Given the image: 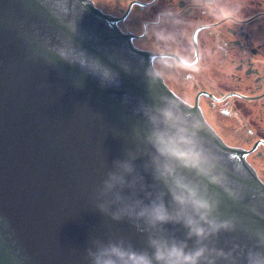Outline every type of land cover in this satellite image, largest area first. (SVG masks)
<instances>
[{
    "label": "water",
    "instance_id": "95a60500",
    "mask_svg": "<svg viewBox=\"0 0 264 264\" xmlns=\"http://www.w3.org/2000/svg\"><path fill=\"white\" fill-rule=\"evenodd\" d=\"M66 7L0 0V264H88L85 249L94 239L123 237L146 247V234L101 213L92 193L114 160L137 149L133 129L142 116L133 109L150 102L144 57L157 56L130 49V30L118 33L110 24L120 15L102 14L87 0H67ZM105 69L118 85L103 81ZM151 90L171 94L162 80ZM190 105L199 112L194 97ZM207 129L214 149L237 166L233 179L246 185L240 203L221 193L222 215L237 223L217 238L226 250L234 243L237 264H244L253 244L248 230L264 228L250 203L264 181L238 160L241 150L224 147ZM145 159L133 161L138 170ZM145 179L152 182L150 174ZM257 207L264 212V198ZM165 227L184 238L182 226Z\"/></svg>",
    "mask_w": 264,
    "mask_h": 264
},
{
    "label": "clouds",
    "instance_id": "9594fccd",
    "mask_svg": "<svg viewBox=\"0 0 264 264\" xmlns=\"http://www.w3.org/2000/svg\"><path fill=\"white\" fill-rule=\"evenodd\" d=\"M66 2L57 0V6L65 12ZM186 2L192 13L205 18L204 23L213 29L243 21L244 0ZM182 12L180 8L162 9L148 22L149 36L170 40L177 26L184 23ZM60 57L68 59L63 51ZM145 75L150 102L133 109L142 116L141 124L133 129L137 149L128 151L127 158L113 161L92 199L101 213L115 221L126 220L145 233L146 247L137 248L123 237L107 242L94 239L85 249L88 264H237L235 244L226 250L217 246V238L221 232L234 231L237 223L235 216L222 215L221 193L234 203H240L248 194L246 185L233 179L239 175L238 168L214 149L201 114L187 100L165 91L152 92L151 85L163 77L154 70L151 57ZM102 79L109 84L119 83L107 69ZM127 100L125 96L124 102ZM139 156L146 157L142 171L133 163ZM145 173L150 174L151 183L146 182ZM250 195L254 201L250 202L252 211L264 217L257 207L264 192ZM169 224L182 226L186 230L184 238L165 227ZM248 231L253 244L244 252V264H264V228ZM189 240L193 241L191 246Z\"/></svg>",
    "mask_w": 264,
    "mask_h": 264
},
{
    "label": "flooded vegetation",
    "instance_id": "af4514ba",
    "mask_svg": "<svg viewBox=\"0 0 264 264\" xmlns=\"http://www.w3.org/2000/svg\"><path fill=\"white\" fill-rule=\"evenodd\" d=\"M253 0H249L250 5H246L242 11L243 21L239 25H229L227 23L220 24L217 29H213L212 25L204 23L205 18L201 17L198 13L193 14L192 10L187 7L186 0H129L128 3H132L130 12L134 5L145 9L146 21L144 23V29L147 32L150 42L149 51L160 54L158 62L166 63L169 66L179 65L182 68H195L204 64L208 65H226L225 70H231L230 67L235 65V70H241L242 64L238 56H244L246 68L243 70V75L236 76L235 73H231L230 76L235 80L243 81V89L236 86H232L230 89L227 86L217 85L213 88H202L195 84L196 90L193 92L195 96L201 100L202 98L208 101V105L212 108L222 104L225 100L240 99L239 94H246V109H252L260 105L262 108L256 109L260 112V109L264 108V4L253 3ZM105 4V3H100ZM127 7V6H126ZM164 8H180L183 9L182 15L184 16V23L177 26L175 33H180L181 41L183 45L190 51L188 58H184L176 49L169 51L164 49L163 46L167 45L168 41H161L158 37L153 38L149 36L148 22L155 17ZM103 10V9H102ZM129 12V14H130ZM128 14V15H129ZM245 24L246 30L242 29V25ZM209 31L211 36L207 35ZM242 36L243 45H240L238 37ZM155 41V42H153ZM157 43L158 50L152 48V45ZM239 45L243 48L241 50L235 45ZM221 46L223 51L220 56H216L212 53L217 47ZM201 49H207L210 52L209 58H203ZM229 53V55H227ZM231 65V66H230ZM181 68V69H182ZM198 73L199 81L209 80L207 87L211 86V82L214 80L213 69L208 68L206 71H196ZM183 73V72H182ZM167 74V73H166ZM186 76V74H185ZM211 76V78H210ZM223 94H231V96L223 98ZM204 104V102H203ZM206 118L212 126H217V118H222L227 114H224V110L214 111V114L210 112L209 108H206ZM262 112V111H261ZM215 114L217 116H215ZM223 117V118H224ZM246 120L250 121V124L246 122V143L250 142L248 147V156L255 155L256 158H263L264 155V117L263 113H257L255 116H251L249 111H246ZM257 169L260 174V169Z\"/></svg>",
    "mask_w": 264,
    "mask_h": 264
},
{
    "label": "rangeland",
    "instance_id": "374dc122",
    "mask_svg": "<svg viewBox=\"0 0 264 264\" xmlns=\"http://www.w3.org/2000/svg\"><path fill=\"white\" fill-rule=\"evenodd\" d=\"M93 1V2H92ZM129 0H91L92 6L99 7L103 9L105 12H108L112 16H118L122 17L121 20H118L116 24L118 25L119 31L120 32H125L130 30V32L135 33L137 36L133 40V44L140 49L147 50L150 48V42L148 39V35L146 30L143 28L144 23L147 20L146 19V12L145 9L140 8L137 5H134L130 14L127 16H121V14H118V12L122 11L125 8V5L127 4ZM253 3H262L264 4V0H253ZM100 3H105V4H100ZM246 5L252 6L250 4L249 0H246ZM119 17V18H120ZM143 26V27H142ZM243 30H246L245 24L242 26ZM207 32L208 36H211L212 33L209 31L205 30ZM131 44H132V37H131ZM238 40L240 41V45H243V38L242 36L238 37ZM152 41V40H151ZM155 42V41H153ZM158 48L157 43H154L152 45V48ZM164 49L173 51V49H176L184 58H188L190 55V51L188 49V46H184L182 41H181V35L180 33H175L173 38L167 43V45L163 46ZM234 47H238L241 50L243 48L239 45H235ZM203 53V58L208 59L210 52L207 49H201ZM223 49L221 46L217 47L215 50H212V53L215 54L216 56H220L222 54ZM176 54H179L175 52ZM229 55V53H227ZM239 59L241 60L242 64V69L241 70H235V65L231 66V70H225L226 65H208L204 64L200 67H195V68H182L179 65H173L169 66L166 63L165 65L163 62H158L155 64V68H157L158 71H160V74L164 77L165 82L173 88L174 92H176L181 99L187 100L191 104L193 103V97L195 99V95L193 92L196 90L195 84L199 85L202 88H213L217 85L221 86H227L229 89L232 86H236L240 89H243V81L239 82L235 80L234 78L238 76H242L243 70L246 68L245 60L243 59L244 56H238ZM182 68V69H181ZM213 69V77L214 80L211 82V86L207 87V84L209 80H204L202 82L199 81L198 78V73L196 72L198 69L199 71H206L207 69ZM167 73L166 74H164ZM183 72V73H182ZM231 73H235L236 76L232 78ZM186 74V76H185ZM211 78V76H210ZM246 95V94H244ZM206 105V108L210 109V112L214 114V111H219L221 109L225 108H230L232 105L233 107L236 106V109L230 108V113L232 114L231 116H223L221 115L222 118H217L218 125L214 126L216 131L224 138L228 144L234 145V146H243L246 147V135H249L246 133V122L249 123V125L254 128L249 120H246V111H249L251 116H255L257 113H263L264 117V108L260 109V112H258L256 109L262 108L260 105L252 109H246V99L245 98H240V99H234L230 100L229 102L226 101L220 105L215 106V108H212L211 106L208 105V101L205 99H201L198 101V107L200 108V111L206 115V109L204 107V104ZM232 103V104H231ZM231 104V105H230ZM262 111V112H261ZM228 112H225L224 114H230ZM215 116H217L215 114ZM224 117V118H223ZM264 157V155H262ZM250 162H252L258 169H260V174L264 177V159L263 158H256L255 155L250 156Z\"/></svg>",
    "mask_w": 264,
    "mask_h": 264
}]
</instances>
